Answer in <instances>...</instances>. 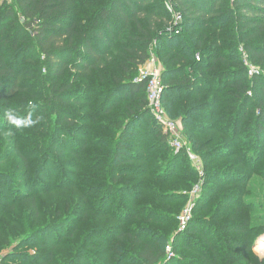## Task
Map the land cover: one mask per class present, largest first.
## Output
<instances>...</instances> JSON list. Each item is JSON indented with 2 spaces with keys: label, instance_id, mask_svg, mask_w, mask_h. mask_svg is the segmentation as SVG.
<instances>
[{
  "label": "trees",
  "instance_id": "obj_1",
  "mask_svg": "<svg viewBox=\"0 0 264 264\" xmlns=\"http://www.w3.org/2000/svg\"><path fill=\"white\" fill-rule=\"evenodd\" d=\"M151 1L0 2L2 264H178L164 262L166 238H152L150 225L141 223L152 214L160 225L172 222L169 208L184 197L174 184L161 188L176 180L191 187L195 175L183 173L185 149L175 153L168 144L144 98L145 81H135L155 45L164 64L163 106L180 117L203 168L225 156L251 162L260 151L257 164H263L264 79L252 78L249 108L250 87L235 48L243 41L250 59L264 67V0ZM165 2L180 21L174 23ZM8 111L31 113L38 122L15 128ZM241 137H251L245 142L250 154L238 150ZM84 169L89 173L81 181L88 185L74 207L64 197V210L41 223L40 196L77 188ZM216 181L206 171L200 210L211 206ZM23 203L29 204L25 211L18 208ZM108 217L112 224L105 223ZM199 223L191 221L182 237L200 234ZM219 229L230 234L226 242L234 252L214 256L211 264H264L251 254L249 220ZM42 235L46 252L29 253L32 239ZM201 242L211 247L207 236ZM65 247L69 257L54 254Z\"/></svg>",
  "mask_w": 264,
  "mask_h": 264
},
{
  "label": "rangeland",
  "instance_id": "obj_2",
  "mask_svg": "<svg viewBox=\"0 0 264 264\" xmlns=\"http://www.w3.org/2000/svg\"><path fill=\"white\" fill-rule=\"evenodd\" d=\"M1 1L3 0H0V2ZM159 2L160 0H152L149 4ZM230 27H234V24ZM155 46L151 48L150 54L154 56L156 66L160 69L161 84L163 85L162 72L164 71V64L161 62L158 55L154 52L156 48ZM245 46L246 45L243 41H238L235 52L239 61L241 62V65L244 68V71L246 72V82L250 87L246 94L247 97L250 98L249 100H251V103H249L248 107L252 108L254 100L252 78L256 77L257 81H262V79H264V67L255 64L254 61L250 59V54ZM197 59H199L198 54ZM145 63L141 64L138 67L136 79L139 78L140 70L144 67ZM148 67L149 64L145 67V69ZM250 71L252 72L251 74ZM145 94L146 93L144 92V98L148 106L147 96ZM161 104L165 116L175 123V129L180 136L181 142L184 144L183 149H185L187 161L185 166H183L184 168H186L183 173L185 174L191 169L195 173V175L193 174V183L191 187L183 188L180 185V181L176 180L175 182L170 181L168 184H165L163 188H161V190L167 189V187H171V185L174 184V186L180 188L175 193L179 196L184 197L181 202L177 200L172 203L171 208H173L174 211L169 208V211L173 213L172 222L160 225L159 223H156L154 221L157 219V217L155 218V214H152L153 218L151 221H141V223H143L144 225H150L151 228L147 227V230L152 234V238H158L159 236H164V238H166L164 242V262L168 260L173 261L175 259L178 264H211L212 258L218 254L221 255L222 258L227 259L229 255L234 251H232L231 244L226 242L230 234L220 230L219 225L225 224L226 226H231L232 224L234 225L236 222H238L239 219L249 220V240H252L251 254L255 258H257L258 261L264 260V252H260L259 246V243L261 242L260 244L262 245V242L264 241V238H261L262 236L264 237V161L263 164H257L260 161L259 158L261 155V151L255 156V159L251 160V162L247 161V159H243L244 162L238 164L237 161H235V157L225 156V159H222L220 162L214 163L212 164V166L204 169L203 160L199 154L193 151L190 142L191 135L190 133L186 134V128L182 125L180 117H173L170 115L166 107L163 106L162 96ZM151 115L153 116L156 125L162 130V133H164L165 129L163 125L156 121L153 113H151ZM167 138L169 139V134H167ZM249 140H251V137H248L247 139L242 138V141H239L237 144V148H239L238 150H244L245 153L247 152V154H250V145H247L245 143ZM150 141L152 142L153 138L150 139ZM181 150H179L178 152H180ZM189 152L193 155L192 158L189 156ZM177 169L178 168L175 167L174 171H176ZM206 171H211L217 176V181L216 183H214V185L217 186L218 192L215 193L216 195L212 199L211 206H209L207 210L202 211L200 210L201 208H197V206H202V203L204 202L202 201L199 205L198 199L201 198L203 191H205L204 182L206 179ZM88 173L89 171H85V169L81 172L82 175L79 182L77 183V188H70L67 192L64 193L55 192L49 195L40 196L38 207L40 208L39 211L41 216L39 220L41 221V223L45 221V218H48V213L50 216L55 212V210H64V197H68L69 206L71 208L74 207V197H78L81 189L85 188L86 185H88V183L81 181V178L85 177V175H88ZM211 177H209V179H212ZM112 200L115 201L116 197H114V199ZM28 205V203H23L18 208H21L23 211H25L26 208H29ZM111 206H114V204H111ZM159 207L160 205L158 206V208L154 209H162ZM91 216L92 214L90 213L89 217ZM218 216L221 217L218 218ZM53 218L55 219L56 216H54ZM193 220L200 222L198 227V231L200 232V234L196 233L192 236L182 237V235L187 232L189 223ZM107 222L109 224H112L113 220L109 219L108 217L106 218L105 223ZM96 224L97 223H94V225ZM153 226L157 231L153 230ZM132 227H135V225H132ZM158 228H164L167 229V231H165V233H162L158 230ZM81 235L78 236V238L75 237L69 239V245H77L78 242L81 241ZM206 236L207 239L210 240L211 247L205 246L206 244L204 242H201ZM42 237L43 235L41 237L32 239L30 243L31 245L27 246L29 253L33 254L39 251L46 252V248L40 247L42 243ZM178 239H180V241H177ZM64 249H67V247L57 248L54 251V254L58 256L69 257L67 254H65L66 250L65 252H63ZM69 253H71V251ZM58 260L62 261L60 257H58ZM58 263L59 262L57 261V263L50 264ZM160 264H162V262ZM222 264L225 263L223 262ZM235 264L246 263L242 262Z\"/></svg>",
  "mask_w": 264,
  "mask_h": 264
},
{
  "label": "built area",
  "instance_id": "obj_3",
  "mask_svg": "<svg viewBox=\"0 0 264 264\" xmlns=\"http://www.w3.org/2000/svg\"><path fill=\"white\" fill-rule=\"evenodd\" d=\"M167 11L174 18V23L182 19L181 15L174 11V8L169 2H165ZM155 45V43H153ZM149 64V67H145ZM160 69L156 66L155 58L150 54L144 67L140 70L139 78L135 81H145V91L148 101V108L151 113L154 114L156 121L163 125L165 134H169L168 143L170 146L178 152L183 149L184 144L180 140V136L175 129V123L165 116L164 110L161 104V96L163 93V85L161 84ZM252 72L250 71V74ZM166 134V135H167ZM189 156L192 158L193 155L189 152ZM1 264V260H0Z\"/></svg>",
  "mask_w": 264,
  "mask_h": 264
},
{
  "label": "clouds",
  "instance_id": "obj_4",
  "mask_svg": "<svg viewBox=\"0 0 264 264\" xmlns=\"http://www.w3.org/2000/svg\"><path fill=\"white\" fill-rule=\"evenodd\" d=\"M6 119L8 122L13 125L15 128H26L33 126L38 121L34 120L31 116V113H29L26 117H21L15 114L13 111H8L5 113ZM12 133L9 132V135Z\"/></svg>",
  "mask_w": 264,
  "mask_h": 264
},
{
  "label": "bare ground",
  "instance_id": "obj_5",
  "mask_svg": "<svg viewBox=\"0 0 264 264\" xmlns=\"http://www.w3.org/2000/svg\"><path fill=\"white\" fill-rule=\"evenodd\" d=\"M261 238H263V236H262ZM263 248H264V246H263ZM260 252L262 253V250H261V248H260Z\"/></svg>",
  "mask_w": 264,
  "mask_h": 264
}]
</instances>
